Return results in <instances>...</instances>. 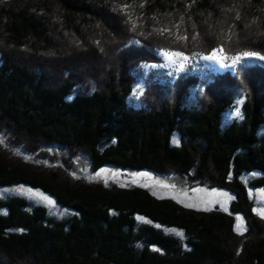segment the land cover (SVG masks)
<instances>
[{"label": "trees", "instance_id": "obj_1", "mask_svg": "<svg viewBox=\"0 0 264 264\" xmlns=\"http://www.w3.org/2000/svg\"><path fill=\"white\" fill-rule=\"evenodd\" d=\"M132 1H0L7 15L0 23V134L40 158L54 160L50 149L61 148L85 155L92 170L177 172L225 189L234 196L231 211L249 218L247 231L236 232L232 215L217 206L199 210L139 185L74 177L0 142V188L37 189L61 211L22 194L0 195V264H264V220L249 215L242 181L256 171L247 184L264 190V60L241 61L233 74L199 77L191 66L186 74H168L159 66L161 51L200 57L214 49L172 45L178 36L191 44L204 41L192 38L197 17L193 25L176 12L170 22L154 21L167 10H185L191 0ZM207 6L214 9L207 17L218 23L220 43L227 48L223 42L246 41L247 52L264 56V0H199L192 12L200 15ZM52 13L67 46L51 36L46 16ZM87 24L99 36L89 51L78 53V41L68 39ZM45 48L54 57L41 54ZM101 54L110 58L107 68L103 57V66L86 61ZM240 97V115L225 122ZM252 232L251 240L243 239Z\"/></svg>", "mask_w": 264, "mask_h": 264}, {"label": "rangeland", "instance_id": "obj_2", "mask_svg": "<svg viewBox=\"0 0 264 264\" xmlns=\"http://www.w3.org/2000/svg\"><path fill=\"white\" fill-rule=\"evenodd\" d=\"M2 1H9L11 2L13 6H18L19 3L21 2V0H0ZM90 1V0H88ZM138 0H133L132 3H130L132 6H135V4L137 3ZM199 0H191L190 5L185 7V10H182L180 7L178 9H175L173 11L167 10L165 12H163V14L160 16H157V19L154 18V21H158V23L160 22H170L171 20V16L172 13L176 12L178 14V16L181 17H185L187 22L186 23H191L192 25L195 24L194 22V18L197 17V23L196 25L193 27L194 30L192 29V33H194L193 37L196 38H203L204 41L200 42V43H192L190 41H186L183 39L180 40H174L171 41L173 46L179 47V48H193V47H203V48H214L217 49V55L215 59H206L205 57L210 56L212 54V50L210 53L205 54V55H200V57H186L187 59H181V58H177L174 57L172 59L167 58L165 55H163L162 53L164 51H161L160 53H158V56L160 57V59L162 60V63L159 66H163L164 68L167 69V73L171 74V75H178L180 72L186 71V70H190L187 68V66H191L193 68V71H197L199 73V77L202 76H206L209 73H221L227 69H230V72L232 73V69L233 66H236L239 62L244 61L246 59H248L249 57H243L240 56V54H235L237 57L236 61L233 62V60H228L226 59L225 55L227 54H232V53H227L228 51H247L249 49L246 48H250L251 43L249 42H242V43H236V44H232L231 42H223L225 43V45L227 46V48L220 42V39L216 38L217 34L219 33V31H221V29H219L218 23H211L210 19H208L207 14L209 11H213L214 9H208L209 6L204 7L205 9L200 10V15H202V17L199 18L200 15H197L196 13L192 12L193 9L198 8L196 7L198 4ZM195 3V4H194ZM129 4V5H130ZM211 4V1H210ZM232 5V3H231ZM93 7H95V4H93ZM250 6L247 7V9H249ZM232 9H235L234 6L232 5ZM194 11V10H193ZM241 10V14H242ZM2 14V12H0ZM55 13V12H53ZM52 13V15H54ZM180 13V14H179ZM187 13V15H185ZM0 14V23L4 22V19L7 18L6 14ZM57 14V13H55ZM182 14V15H181ZM191 15V16H190ZM193 15V16H192ZM248 15V13H247ZM36 17H41L40 14H36ZM145 16V14L143 15V17ZM152 16V15H150ZM47 20L49 18H51L50 22L51 24H49V27L52 30V34L51 36H53L54 39H58V41H60L61 44H63L64 46H67V44H65L62 35L64 36L63 32H59L58 28L60 27V21L57 18V15L55 16H46ZM190 17H192V19H190ZM204 17V18H203ZM241 18V17H240ZM247 19V16H246ZM103 20H105L103 18ZM241 20H244V17ZM58 21V22H57ZM56 23H58V26L56 25ZM184 23V22H183ZM57 26V27H54ZM184 26V25H182ZM245 26H248L245 24ZM103 27H101L100 29H103ZM246 27H244L245 29ZM96 29V28H95ZM107 29V28H106ZM90 27H88V24L85 25L84 27H82L80 30H76L74 31V33H71V37L70 39H68L71 42H75V40L78 41L77 45L76 43H74L75 49L79 52H81V49L86 50H90L91 49V45H93V43L95 42V38L97 36H99L97 33H94L92 31H90ZM108 33L112 34V28L111 29H107ZM101 31V30H100ZM114 31V30H113ZM169 31V30H168ZM73 32V30H72ZM104 32L106 33L107 31L104 30ZM248 32L250 31H246L245 32V36H248ZM243 33V32H242ZM73 34V36H72ZM83 35H85L84 37H82ZM243 36V34H242ZM62 37V38H61ZM117 33L116 34H112V39L113 41L115 39H117ZM192 37V38H193ZM66 39V38H65ZM158 39V40H157ZM154 41H164L163 39H159L157 38ZM95 44V43H94ZM244 47V48H241ZM12 48V47H11ZM254 48V47H253ZM224 49H228L227 52L224 51ZM240 49V50H237ZM175 50H179V49H175ZM87 51V52H88ZM63 54H69L71 56L75 55L71 54L72 51H69L67 49L62 50ZM83 52V51H82ZM44 54V56H47L48 58L54 57V52L52 51V48H45L44 50H42V53ZM51 55V56H48ZM35 56V55H34ZM78 57L80 59H82V57H86L85 54L82 53V55H78ZM100 57L105 60L104 63V67L107 68L108 67V63L110 64V58L108 57V55H104L101 54L98 56H95L94 59H92L91 61L86 60L87 62H92L93 65H102L99 62H101ZM36 57H32V60L34 61ZM251 59H255L254 63H259L258 60H256V58H250ZM220 62H217V61ZM85 61V62H86ZM248 61V60H247ZM264 63V62H263ZM242 64V62L240 63ZM239 64V65H240ZM102 65V66H103ZM236 68V67H234ZM186 74V72H183ZM244 97H240L236 100V105L234 107V109H232L231 111L226 112L225 117H224V121L228 122L231 118L233 117H238V115H240L241 112V106H242V102H243ZM0 141H2L1 143H3L5 146H7L9 149H11L14 153L21 155L22 157L28 159L29 161L32 162H36V163H52L54 162V164H56L57 166H60L62 168H66L67 170H69V172L72 174V176H76V177H83L84 179H89L91 181H93V179L103 182L104 185H111V184H116V185H122V186H129V185H139L142 187H146L148 190H150L153 194L161 196V197H169L172 198L174 200H176L177 202H179L180 204L186 206L187 207H191V208H195V209H199V210H209L211 208H214L215 206H217L220 210L225 211L226 213H229L232 215L233 217V226H237L239 225V231L235 230L238 233H242L244 234L247 231V224L249 222V218L247 220V217L245 215H243L240 212H234L231 211L232 208V200H233V194L228 192L225 189H221V188H216V187H207L204 184H200L197 181H193L189 178V176L185 175V174H180L177 172H173L170 174H156L153 173L151 171H130V170H124V169H118L115 167H109V166H104V167H100L97 169H91V162L89 161V159L83 155L82 153L78 154V153H74L72 151L68 150H64L61 148H51L50 149V153L52 154L54 160H51V158H40V157H36L34 155L28 154L27 152H25L24 150L20 149L19 147H16L12 144H10L8 142V139L5 135H1L0 134ZM173 142H178V139L175 137L173 139ZM71 154H75V155H71ZM64 157L66 159H68L70 162H72L73 166L71 168L67 167L66 163H64V160L61 161L60 159ZM57 159V160H55ZM53 164V163H52ZM99 173V175L97 174ZM147 174L142 175V174ZM133 174H138V175H133ZM258 173L253 172V173H246L244 175V177H242V181L245 184V188H246V194L249 197V204H250V208L252 213H250L249 215H252V218L255 219V221H260L263 222L264 219H262L259 215H257L256 213L253 212V209H264V190L261 188H254L252 186H249L247 184L248 181H250L249 179H252L254 176H257ZM92 176V177H90ZM94 177V178H93ZM213 190H215V192H213ZM4 193H18V194H22L26 197H29L30 199H33L35 202L37 203H41L44 204L48 207V209L51 212L57 213V214H61V211L59 210L60 208H58V206L55 204V201L52 197L47 196L46 194L40 192L37 189H32L29 188L26 185H16L12 188H5L2 189L0 188V195H3ZM38 194H42V195H37ZM221 193H226V195H221ZM43 197H47L48 199H44ZM49 201H51V203H49ZM239 216L242 218V222L241 221H237L236 217ZM246 218V219H245ZM262 224H260L261 226ZM259 225L255 226V228L257 229H264L263 227H258ZM176 232H178L177 230H175ZM250 236H256L255 232H252V234H250L249 236L246 235L244 236L243 239H249ZM251 240V238H250Z\"/></svg>", "mask_w": 264, "mask_h": 264}, {"label": "snow or ice", "instance_id": "obj_3", "mask_svg": "<svg viewBox=\"0 0 264 264\" xmlns=\"http://www.w3.org/2000/svg\"><path fill=\"white\" fill-rule=\"evenodd\" d=\"M141 7H143V3L140 5ZM237 18H239L237 16ZM196 37H193V39H195ZM177 39H186V37H177ZM217 49H213L212 50V54L210 56H207L205 57L206 59H215L216 58V55H217ZM163 55H165L167 58L169 59H172L174 57H177V58H181V59H187L186 57H182V54L179 53V52H163L162 53ZM240 56H243V57H249V58H257V59H261V60H264V56L260 55L259 53H256V52H242L240 53ZM226 59L228 60H233L234 62L236 61L237 57H233V56H228L226 57ZM217 62H220L219 60ZM2 142V141H0ZM99 175V173H97ZM133 175H138V174H133ZM142 175H147L146 173L145 174H142ZM213 192H215V190H213ZM37 195H42V194H38ZM221 195H226V193H221ZM44 199H48L47 197H43ZM49 203H51V201H49ZM187 206V205H186ZM253 212L256 213L257 215H259L262 219H264V209H253ZM237 221H241L242 222V218L237 216L236 217ZM234 230H237L239 231V225L235 226L234 227ZM242 234V233H241Z\"/></svg>", "mask_w": 264, "mask_h": 264}, {"label": "bare ground", "instance_id": "obj_4", "mask_svg": "<svg viewBox=\"0 0 264 264\" xmlns=\"http://www.w3.org/2000/svg\"><path fill=\"white\" fill-rule=\"evenodd\" d=\"M100 2V1H99ZM108 2V1H107ZM168 2V1H167ZM2 5V4H1ZM117 7V6H116ZM111 14V13H110ZM59 15V14H58ZM202 17V16H201ZM88 19H90V18H88ZM10 21V20H9ZM60 23V22H59ZM23 56V55H22ZM223 74V73H222ZM235 75V74H234ZM60 174V173H59ZM65 177V176H64Z\"/></svg>", "mask_w": 264, "mask_h": 264}]
</instances>
